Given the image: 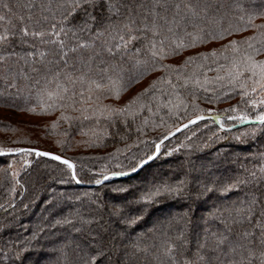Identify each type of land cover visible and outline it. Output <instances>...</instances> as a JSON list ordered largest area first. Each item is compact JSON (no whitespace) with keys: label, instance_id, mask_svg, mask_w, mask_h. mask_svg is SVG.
Wrapping results in <instances>:
<instances>
[{"label":"trees","instance_id":"obj_1","mask_svg":"<svg viewBox=\"0 0 264 264\" xmlns=\"http://www.w3.org/2000/svg\"><path fill=\"white\" fill-rule=\"evenodd\" d=\"M124 2L131 7L137 26L145 17L151 24L155 0H124ZM4 3L12 6L13 11L8 12L4 9L2 7ZM24 3L25 0H0V15L6 17L4 21H0V32L5 28L12 31L13 24L18 31L20 22L17 16L26 14V10L19 5ZM177 3L181 5L179 15L176 14ZM237 3L240 5L239 8L236 7ZM185 4L192 6L195 16L185 9ZM205 5L210 7L205 9ZM123 11L127 14V9ZM155 11L169 21L173 16L177 20L180 16L185 17L179 25H172L171 33L167 31L169 25L165 20L157 17V23L163 26V35L168 37L166 49L174 40L183 39L185 42H190L191 36L186 33L197 30L193 27L194 24L202 28L205 33L228 28L229 24L243 27L239 17L243 16L246 20L249 14L256 15L253 23L264 24V16L258 15L259 12L264 11V0H161V4L155 5ZM261 31L264 29L247 27L243 31L225 35L221 40L197 42L195 47H185L176 54L167 55L161 63L179 67L188 57H197L193 64L183 69V72L187 75L195 70L202 78L203 71L196 69L195 65L204 64L214 68V58L207 55L213 49L218 50L219 53L223 51L222 46L228 44L230 40H243ZM148 35L150 36L151 33ZM143 43V41L136 42L132 53L125 55L123 59L120 56L109 57L106 53L103 54V59L120 65L123 68L122 79L127 81L137 72L134 63L137 57L133 53L135 48L142 47ZM13 50L23 55V52L29 49L13 37L11 47H7L6 51ZM89 54L88 51L83 53L85 57ZM200 54L207 55V59L205 60ZM228 55L231 53L229 52ZM138 58L142 61L148 60L147 67L151 66L150 57L143 51ZM257 59H264V56ZM219 63L226 61L220 57ZM7 64L10 72L16 73L15 86L9 87L13 84V77L8 74V79L5 80L4 67L0 66V109L8 111V115H0V131L15 130L14 128L18 127L17 121L22 120L17 115L20 113L35 118L34 121H23V124L35 131L38 139L27 137L17 140L18 142L14 144L0 140V151L24 145L22 147L58 154L74 163L75 175L81 183H93L104 175L131 170L141 159L144 160L152 154L156 142L161 137L197 115H217L218 123L227 127L240 122L239 119L230 120V116L239 117L245 114L255 119L264 111V103H260L264 100V93L259 91L242 97L239 88L232 90L225 86L222 89L219 84H210L207 87L212 91L205 92L203 89H193L189 86L188 90L178 89L187 104L186 108L182 106L175 110L174 114L169 113L166 108H161L157 113L156 105L153 103V113L144 109L134 120L132 118L127 120V127L119 118L116 126L112 127L111 122L103 118L99 123L95 119L89 121L76 119L79 113L72 111L71 108L56 107L44 110L37 96L38 91L46 86L42 78L45 72L44 65L31 61L25 64L18 56L11 57ZM144 67L142 66L140 70L143 71ZM32 68H37L39 71L33 72ZM163 75L165 74L161 71L149 70L137 82L121 91L118 99L108 96L102 99L101 103L122 107ZM215 75L214 71L207 72L210 79ZM172 79L175 81V76H172ZM36 80L40 83L35 84ZM47 87L49 90H54L56 85L52 83ZM193 91L197 97L195 108L192 104ZM168 98L167 95H161L160 101H166ZM43 99L45 104L49 103L46 96ZM234 107L235 112L231 111ZM29 108H34L35 111H29ZM62 113L72 119H62ZM145 120H147L146 124ZM21 156L27 158V164L15 163L14 160ZM11 163H13L12 170H9L7 164ZM262 166H264V124H247L226 130L213 120L200 121L164 141L160 145L157 157L138 173L110 180L95 187L78 185L72 179L67 165L55 160L41 156L34 157L33 153L23 152L2 155L0 156V264H14L15 252L24 247L25 241L31 238L33 230L40 227L45 229L39 237L44 250L29 248L24 255L25 264H30L31 261H36V264H84L85 260L91 261V257L98 252H102L103 255L97 256L94 264H158V258H163L168 243H175V235L184 227L183 221L177 222L173 217L183 213L188 205L177 200L161 199L159 203L148 206L142 218L130 225L128 221L141 215L145 208L140 199L143 194L158 184H175L185 178L186 174L192 181V187H195L196 181H200L204 185L215 186L218 189L232 182L237 176L246 175L245 169L259 174ZM193 168L195 170L190 171ZM218 195V192L212 193L197 201L191 219L200 222L207 218V226L213 230L222 227L218 221H213L208 216L214 206L220 203L217 200ZM237 195L238 193L233 192L228 199H235ZM65 217L71 221L70 224L61 223L51 226L56 219L62 220ZM81 217L92 222L82 224ZM205 226L203 223H198L196 230L199 231ZM77 229L82 230L77 231ZM236 230L234 228V232ZM189 238L191 244L184 256L181 257L179 252L177 253L179 264H183L185 258L196 259L194 255L196 237L191 228ZM258 250L259 246H257V254Z\"/></svg>","mask_w":264,"mask_h":264},{"label":"snow or ice","instance_id":"obj_2","mask_svg":"<svg viewBox=\"0 0 264 264\" xmlns=\"http://www.w3.org/2000/svg\"><path fill=\"white\" fill-rule=\"evenodd\" d=\"M156 4H161V0H155L151 13L153 17L151 24L145 17L137 26L132 9L124 0H25L24 4L19 5L26 10V14L17 16L20 22L18 31L16 25L13 24L12 31L5 28L0 32V66L4 67L6 73L3 78L7 80L8 74H11L13 84L9 87L15 86L16 73L10 72L7 64L11 57L18 56L25 64H28L29 61L40 63L45 68L42 78L45 80L46 86L38 91L37 96L44 110L56 107L71 108L72 111L79 113L76 119L83 121L95 119L99 123L103 118L110 121L112 127L116 126L118 118L127 127V120L129 118L134 120L144 109L153 113V103L156 105L157 113L161 108H166L172 114L182 106L186 108L187 104L178 91L180 88L188 90L191 86L193 89H203L205 92H209L212 89L208 88V85L219 84L222 89L225 86L232 90L239 88L242 97L258 91L264 93V59H257V57L264 56V31L243 40H230L228 44L222 46L223 51L219 53L218 50L213 49L207 55L214 58V68L204 64L195 65L196 69L203 71L202 78L195 70L187 75L183 72V69L189 64H193L197 57H188L179 67L161 63L167 55L176 54L185 47H195L197 42L206 43L209 40H221L225 35H232L233 32L243 31L247 27L264 29V24L253 23L256 15L249 14L246 20L240 16L239 19L243 22V27L229 24L228 28H221L215 32L205 33L202 28H198L194 24L193 27L197 30L186 33L191 36L190 42H185L183 39L174 40L166 49L165 44L168 37L163 35V26L157 23V17L165 20L169 25L167 28L169 33L173 32L172 25H179L185 17L180 16V19L177 20L173 16V19L169 21L155 11ZM2 7L8 12L13 11L12 6L8 3H4ZM180 7L179 3L175 5L177 15H179ZM184 7L192 12L193 16L196 15L190 4H185ZM208 7L210 5L204 6L205 9ZM236 7H240L239 3L236 4ZM124 9H127V14L123 11ZM165 10L167 9L165 8ZM258 15L264 16V11L259 12ZM5 19L4 15H0V21ZM148 33L151 35L149 36ZM13 37L17 38L18 43L26 45L29 50L24 51L23 55H19L15 50L6 51L7 47H11ZM139 41L144 43L142 47L135 48L133 53L137 57L134 62L137 72L127 81H123L121 75L123 68L116 63L104 60L103 54L106 53L113 58L120 56L123 59L125 55L132 53L133 45ZM84 51H88L90 54L85 57ZM142 51L150 57V67H147L148 60L142 61L138 58ZM229 52L231 55H228ZM200 55H203L205 60L207 59V55ZM49 57L51 58L49 59ZM220 57L226 63H219ZM142 66H145L143 71L140 70ZM31 70L39 71L37 68ZM149 70L161 71L165 75L154 80L148 88L122 107L101 103V100L108 96L118 99L121 91L137 82ZM209 71L216 73L211 79L207 76ZM21 74H23L22 70ZM172 76H175V81ZM25 78L27 79V76ZM39 83V80L35 81V84ZM52 83H55L56 87L54 90H49L47 85ZM161 95H167L169 98L166 101H160ZM44 96L47 97L49 103H44ZM196 98L193 91L192 104L194 108L197 107ZM260 103H264V100ZM28 110L35 111L34 108ZM231 111L235 112L236 108H232ZM61 118L72 119L63 113ZM203 118V116L197 115L195 120H190L188 123L193 124ZM216 119L219 122V117ZM229 119L246 121L249 117L241 114L239 117L230 116ZM255 119L264 124V111L260 112ZM144 123L146 124L147 120ZM161 124H163V119H161ZM181 127H186V125ZM223 127L224 125L221 124V128ZM168 135L171 136L172 133L169 132ZM236 139H240V137H236ZM159 150L160 145L157 144L156 151L159 152ZM32 151H35L37 156H51L53 160L61 161L69 169L74 168L69 160L48 152L32 149H7V153H31ZM0 154L4 153L0 151ZM155 155L156 153H153L147 159L151 160ZM27 163L28 161L25 160V164ZM144 163L145 161L141 159L131 171H136ZM194 170V168L190 169V171ZM244 171L246 175L237 176L232 182L218 189L215 186L204 185L200 181H196L195 187H192V181L188 179V174L175 184L155 185L140 198L145 205L141 215L129 220L128 223L131 225L141 219L147 212L148 206L159 203L161 199L181 201L188 207L183 213L173 218L177 222L183 221L184 227L175 235V243H168L163 258H158V264H179L177 253L179 252L183 257L191 244L190 228L196 237L194 253L196 259L185 258L183 264H256V261L258 264H264V166L260 168L259 174L247 169ZM124 174L126 173H111L113 176ZM72 179H77L75 172H73ZM104 179L107 180L108 176H105ZM95 183L100 184L101 180L97 179ZM217 192L219 193L217 200L220 203L214 206L208 216L211 220L218 221L222 227H216L213 230L207 226V218L197 222L193 221L191 217L197 201ZM233 192L238 195L235 199L229 200L228 196ZM48 203L52 204L53 202ZM81 222L90 224L92 221L81 217ZM61 223L70 224L71 221L67 217L62 220L56 219L51 226L54 227ZM198 223H203L206 226L197 231ZM234 228L237 229L235 232ZM81 230L77 229V231ZM44 231V227L33 230L31 238L25 241V246L15 252L14 264L17 262L25 264L24 255L29 248L37 251L44 250V246L40 244L39 240ZM257 246H259L258 254ZM100 255L103 253L98 252L91 257V261L85 260L84 264H94L97 256ZM30 264H36V261H31Z\"/></svg>","mask_w":264,"mask_h":264},{"label":"water","instance_id":"obj_3","mask_svg":"<svg viewBox=\"0 0 264 264\" xmlns=\"http://www.w3.org/2000/svg\"><path fill=\"white\" fill-rule=\"evenodd\" d=\"M200 116H203L204 118L201 119V120H199V121H196V122L193 123V124H189L188 122H189L190 120H195V117H196V116H195V117H193V118H191V119H189V120H187V121L181 123V124H180L179 126H177L175 129H173L172 131H170V132L172 133L171 136H169L168 133H167L166 135H164L163 137H161V138L156 142V144H155V146H154V151H153L152 154H151V155H153V153H156V155H155V156L153 157V159H151V160H148V159H147L148 157L145 158V159H144L145 163H144L141 167L137 168L136 171H131V170H129V171L121 172V173H126V174H124V175H116V176H113V175H111V173H110V174H107V175H104V176L100 179V180H101V183H100V184H96L95 182H93V183H81V182H78L77 179L75 180L76 183H77L78 185H81V186L95 187V186H99V185H101V184H103V183H105V182H107V181H110V180L120 179V178H124V177H128V176H132V175L138 173V172H139L144 166L148 165L150 162H152V161L157 157V155L159 154V152L156 151V145H157V144L161 145L164 141H166V140L170 139L171 137H173V136L179 134L180 132H182V131L185 130L186 128H188V127H190V126H192V125H194V124H196V123H198V122H200V121H203V120H213V121H215V122L221 127V125L217 122V119H216V118L218 117L217 115H214V114H203V115H200ZM259 123H260V122L257 121L256 119L249 118V119L246 120V121H240V122L235 123V124H233V125H230V126H227V127H223L222 129L230 130V129L238 128V127H240V126H244V125H247V124H259ZM182 125H186V127H181ZM177 129H179V131H177ZM165 137H167V139H165ZM18 149H32V150H37V151H40V152H48V153H51V154H53V155H58V154H55V153H52V152H49V151H44V150H39V149L29 148V147H21V148H18ZM2 152H3L4 154H0V156H2V155H14V154H18V153H7V150H4V151H2ZM31 153L34 154V157H37V155L35 154V151H32ZM151 155H149V156H151ZM58 156H60V155H58ZM41 157H44V158H47V159H51V160H53V159L51 158V156H41ZM60 157H62V156H60ZM62 159H67V158L62 157ZM67 160H69V159H67ZM55 161H57V160H55ZM69 161H70V160H69ZM57 162H60V163H61V161H57ZM70 162L74 165V163H73L72 161H70ZM62 164H63V163H62ZM70 171H71V174L73 175L74 168H73V169H70ZM105 176H108V179H107V180L104 179Z\"/></svg>","mask_w":264,"mask_h":264},{"label":"rangeland","instance_id":"obj_4","mask_svg":"<svg viewBox=\"0 0 264 264\" xmlns=\"http://www.w3.org/2000/svg\"><path fill=\"white\" fill-rule=\"evenodd\" d=\"M0 115H8V111L7 110H4V109H0ZM17 115H19L22 120H19L17 121L18 122V127L14 128L15 130L13 131H0V140L1 141H6L7 143H11V144H14V143H17L18 141L17 140H21V139H24V138H36L38 139V135L35 131L33 130H30V128H27L25 127V125L23 124V121H34L33 117H30V116H26L24 114H20V113H17ZM19 119V118H18ZM40 140H43V138H39ZM24 145H19V146H15V147H11L10 149H16V148H19V147H22ZM27 159V158H26ZM25 157L24 156H21L20 158H17L15 161V163H17V165H21V163H24L25 162ZM12 164H7V167L9 170H12Z\"/></svg>","mask_w":264,"mask_h":264}]
</instances>
